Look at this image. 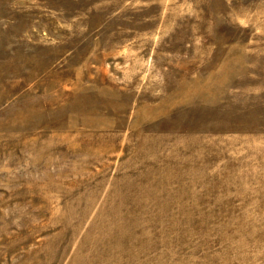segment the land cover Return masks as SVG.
Listing matches in <instances>:
<instances>
[{
    "label": "rangeland",
    "instance_id": "obj_1",
    "mask_svg": "<svg viewBox=\"0 0 264 264\" xmlns=\"http://www.w3.org/2000/svg\"><path fill=\"white\" fill-rule=\"evenodd\" d=\"M0 264H264V0H0Z\"/></svg>",
    "mask_w": 264,
    "mask_h": 264
}]
</instances>
